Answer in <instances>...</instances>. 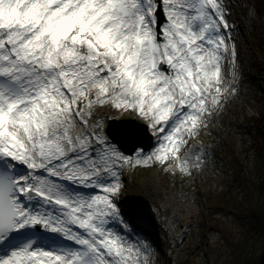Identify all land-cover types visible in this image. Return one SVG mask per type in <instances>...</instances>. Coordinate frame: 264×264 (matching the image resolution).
<instances>
[{"label": "snow or ice", "instance_id": "1", "mask_svg": "<svg viewBox=\"0 0 264 264\" xmlns=\"http://www.w3.org/2000/svg\"><path fill=\"white\" fill-rule=\"evenodd\" d=\"M225 7L0 0V264H149L147 246L121 234L117 168L199 167L180 152L229 91ZM102 106L137 113L155 150L133 160L112 147L94 118ZM41 229L71 243L46 242Z\"/></svg>", "mask_w": 264, "mask_h": 264}, {"label": "rangeland", "instance_id": "2", "mask_svg": "<svg viewBox=\"0 0 264 264\" xmlns=\"http://www.w3.org/2000/svg\"><path fill=\"white\" fill-rule=\"evenodd\" d=\"M225 1L234 21L233 44L242 53H236L235 63L228 69L222 66V86L229 91L205 118L206 126L180 152L181 157L188 156L191 165L199 155V167L193 166L190 174H185L178 169L168 171L169 165L176 163L171 160L164 164H126L128 180L125 184L120 181L122 187L116 197L119 203L138 206L139 215L152 208L167 219L164 228L160 224L158 227V220L153 223L163 245L156 258L151 252L145 253L149 264H166L164 252L170 247L171 264H221L229 252L226 240L240 238L242 221L251 219L250 210L241 215L228 200L233 199L239 210V203L248 208L256 198V185L262 175L256 144L264 125V0ZM130 117L146 123L132 110L102 106L94 111L103 131L110 118ZM206 151L211 163L202 157ZM214 154L224 159L219 162ZM250 247L260 254L264 241L257 238Z\"/></svg>", "mask_w": 264, "mask_h": 264}, {"label": "trees", "instance_id": "3", "mask_svg": "<svg viewBox=\"0 0 264 264\" xmlns=\"http://www.w3.org/2000/svg\"><path fill=\"white\" fill-rule=\"evenodd\" d=\"M261 134L260 141L256 144L258 148L257 162L262 171L261 178L256 185V198L248 208H245L243 203H239L240 210L236 207L233 199L228 200L232 209H236L237 213L242 212L241 215L250 210L251 219L250 222L242 221L244 229L240 238L235 241L226 240L229 252L227 259L221 264H257L260 260V254H256L250 247V243L257 238L264 241V125ZM224 238L227 237L224 236Z\"/></svg>", "mask_w": 264, "mask_h": 264}, {"label": "water", "instance_id": "4", "mask_svg": "<svg viewBox=\"0 0 264 264\" xmlns=\"http://www.w3.org/2000/svg\"><path fill=\"white\" fill-rule=\"evenodd\" d=\"M109 137L115 141L125 152L132 153L136 147H147L149 140L140 138L144 133L143 126L133 120H113L108 128ZM257 264H264V251L260 253Z\"/></svg>", "mask_w": 264, "mask_h": 264}]
</instances>
